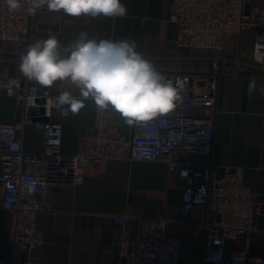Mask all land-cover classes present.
<instances>
[{"label": "built area", "instance_id": "built-area-1", "mask_svg": "<svg viewBox=\"0 0 264 264\" xmlns=\"http://www.w3.org/2000/svg\"><path fill=\"white\" fill-rule=\"evenodd\" d=\"M23 7L10 11L0 0V40L9 42L21 54L37 38L32 35L34 15ZM250 4L249 12L246 5ZM170 19L176 24V45L208 49L213 70L199 75L178 70L162 72L182 85L181 101L172 113L144 125H134L127 138L121 133L111 110L99 111L93 126L84 134L75 153L62 151L63 127L51 118L43 122L44 148L41 153L24 149V131L34 116L31 104L37 97H51L37 84L7 76L1 85L22 102L21 118L0 121V208L11 213L8 254L0 264H18L24 250L44 242L37 228V214L49 210L48 196L62 186L81 185L95 170L104 173L111 159L150 160L167 164L170 172L186 173L183 190V221L193 222L204 232V260L216 264H264V257L252 255L249 247L258 233L256 218L264 212L261 200L244 181V166L229 165L216 174L213 144L219 112L221 61L229 37L244 29L264 27V3L256 0H170ZM264 41V39L260 40ZM264 65V63H262ZM15 81V83H10ZM52 98L51 102H54ZM189 108L203 112L190 113ZM264 125V107L261 113ZM206 155L204 162L189 158ZM202 189V190H201ZM136 224L133 235L123 234L118 256L124 264H177L181 238L166 232L162 217L120 214L115 222ZM243 237L245 245L224 254L228 240Z\"/></svg>", "mask_w": 264, "mask_h": 264}, {"label": "crops", "instance_id": "crops-1", "mask_svg": "<svg viewBox=\"0 0 264 264\" xmlns=\"http://www.w3.org/2000/svg\"><path fill=\"white\" fill-rule=\"evenodd\" d=\"M264 3V0H256ZM128 9L123 18H71L50 12L44 6L33 16L32 35L46 39L55 35L67 44L87 31L89 36L101 38H131L142 52L162 72L178 70L184 74H204L213 70V54L208 49L176 45V24L170 19V0H122ZM264 32L248 28L229 37L228 47L221 61L219 84V112L213 144L216 174L221 176L226 166H244L245 183L264 200ZM20 54L9 42L0 40V121L11 123L21 118L22 102L2 88L4 77H21ZM38 85V84H37ZM48 91L47 112L62 123L64 153H75L81 137L93 126L96 106L91 99L78 114L61 115L50 107L53 97L61 91L79 96V89L68 82L51 87L38 85ZM250 87L252 90L250 91ZM190 113L203 112L189 108ZM119 130L127 138L133 136L134 125H127L113 112ZM44 148L42 122L33 121L24 131V149L41 153ZM204 162L203 154L190 156ZM185 178L170 172L167 164L150 160L111 159L107 170H91L79 186L66 185L53 189L48 196L49 210L37 214V228L44 242L31 250H24L18 264H124L118 256L123 234L133 235L136 224L115 222L120 214L162 217L167 220L166 232L181 238L177 264H216L204 260V232L193 222L183 221V190ZM258 233L249 251L264 257V212L256 218ZM11 213L0 208V258L8 254ZM243 237L228 240L224 254L242 248ZM260 264V263H254Z\"/></svg>", "mask_w": 264, "mask_h": 264}, {"label": "clouds", "instance_id": "clouds-1", "mask_svg": "<svg viewBox=\"0 0 264 264\" xmlns=\"http://www.w3.org/2000/svg\"><path fill=\"white\" fill-rule=\"evenodd\" d=\"M27 2L29 15H35L44 6L50 12H62L71 18H123L128 13L122 0ZM6 3L10 11L23 7L21 0H6ZM137 49L138 44L131 38L90 37L87 31H81L75 40L65 45L57 36L49 35L27 46L18 67L26 80L40 86L68 82L79 89L78 97L61 91L54 102H50V107L60 110L63 116L78 114L85 107V101L91 99L99 111L111 110L129 126L144 125L168 116L177 108L182 85L167 79Z\"/></svg>", "mask_w": 264, "mask_h": 264}, {"label": "water", "instance_id": "water-1", "mask_svg": "<svg viewBox=\"0 0 264 264\" xmlns=\"http://www.w3.org/2000/svg\"><path fill=\"white\" fill-rule=\"evenodd\" d=\"M250 9V4L246 5V12H249ZM261 28L262 32H264V27H259ZM48 107V99L46 97H37L34 100V104H31V110L33 113L38 111L40 113V116H34L33 121L37 122H45L50 119V116L46 115Z\"/></svg>", "mask_w": 264, "mask_h": 264}]
</instances>
